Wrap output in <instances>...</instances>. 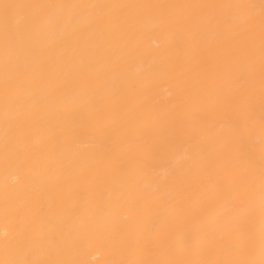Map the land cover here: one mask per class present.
Returning <instances> with one entry per match:
<instances>
[{
    "label": "bare ground",
    "instance_id": "1",
    "mask_svg": "<svg viewBox=\"0 0 264 264\" xmlns=\"http://www.w3.org/2000/svg\"><path fill=\"white\" fill-rule=\"evenodd\" d=\"M0 264H264V0H0Z\"/></svg>",
    "mask_w": 264,
    "mask_h": 264
}]
</instances>
